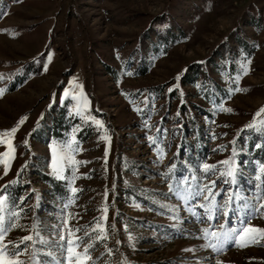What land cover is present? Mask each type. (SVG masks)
I'll list each match as a JSON object with an SVG mask.
<instances>
[{"label":"rangeland","instance_id":"rangeland-1","mask_svg":"<svg viewBox=\"0 0 264 264\" xmlns=\"http://www.w3.org/2000/svg\"><path fill=\"white\" fill-rule=\"evenodd\" d=\"M0 14V189L17 213L4 243L34 224L45 238L24 264H61L62 221L83 229L105 203L92 264H264V238L205 247L217 221L189 202L215 180L223 231L264 229V0H0Z\"/></svg>","mask_w":264,"mask_h":264},{"label":"snow or ice","instance_id":"snow-or-ice-1","mask_svg":"<svg viewBox=\"0 0 264 264\" xmlns=\"http://www.w3.org/2000/svg\"><path fill=\"white\" fill-rule=\"evenodd\" d=\"M48 59H50V57H48ZM242 70L246 74L247 70L246 69H242ZM239 90L240 89L238 88L235 89V91H239ZM228 111H230V109ZM262 112H264V110H262ZM96 124L103 127V125L99 120H96ZM16 131L17 129L13 128L10 133H5L4 135H12ZM157 131L160 132L162 130L158 129ZM149 140L152 141L153 143L156 142L152 137H149ZM0 143H3V141H0ZM257 147H260V145H258ZM64 148L65 145H61L60 151L63 152ZM12 151L14 152V149H12ZM5 155H8V153L6 152ZM63 159H70V157L64 156L62 157V160ZM222 163H224L225 165H231V161L228 160L223 161ZM72 164L75 165L76 162L72 161ZM173 168H175V165H172L169 168L170 173L172 172ZM203 169L205 175L207 176L210 170V166L208 164H204ZM260 170L261 172H264V164L261 165ZM7 171H8V166L6 165L5 175L7 174ZM66 171H68V175L72 176V180H68L67 175H61L60 169L58 168L53 169L52 174L56 178L65 180L68 184L71 185L74 183L76 179L75 173L74 171H70L67 169ZM233 174L234 173L232 172L230 167L228 171V175L232 176ZM221 175H223V173H221ZM256 178L258 180L261 179L260 176H257ZM184 179H185L184 177H180L177 181V185L175 188L172 185H169V191L178 193L181 186L180 181ZM215 189H216V181L210 180L209 183L204 186V188H200L199 186H197L196 191L189 193V202L196 200L197 198H201L205 201H209L208 205L201 204L196 206L204 209V211L208 213V215L205 217L207 220L217 221L216 227L218 230L213 231L210 230L209 228L203 229L201 238L208 241L205 247L218 252V251H222V246L228 242H231L232 244H237V242L239 241L242 242L240 243V246L243 247V246H247L248 243L256 242L259 239L264 238V229L252 227L250 225V220L244 221V226L240 229H229L228 231H223L225 225L219 223L220 216H214L211 214L212 209L216 208V202L214 197L220 195V193L218 191H215ZM71 192L73 193L72 199H75L76 198L75 193L77 192V189L75 187H72ZM232 199L233 197L229 196V201H231ZM105 200L107 201V193L105 194ZM6 201H7V193L3 189H0V264H24V262L20 260V257L22 255H25L27 249L30 247V244L28 242H31L32 244H37V243L44 244L45 238L42 235V230L39 229V227L36 224H34L33 231L35 235H28L22 237L19 243L11 242V244H5L4 240L6 238V235L14 227H16V219H17V213H12L10 210L8 212L7 217L4 215V207ZM227 203L228 202H225V205L223 207H226ZM12 206L14 207V205ZM260 208H264V204H261ZM102 211L104 213V216L102 218H97L94 224L88 225L83 229L71 227V223H70L71 214H69V219H64L62 221L61 225L57 228L55 232V240H54V242L58 241L57 247L62 249L64 253L61 259V264H92L93 261L92 250L96 246L95 241L107 239V234H108L107 213L109 209L107 207V203H105V206L103 207ZM221 215L226 216L228 215V213L222 212ZM193 216H195V213H193ZM203 219L204 218H202L201 222H203ZM113 227L115 226L113 225ZM89 228H92V230L95 232L94 238L92 232L88 230ZM81 231H83V236L78 235ZM74 235L75 238H73ZM185 251H192V250L186 249ZM217 264H222V262L217 261Z\"/></svg>","mask_w":264,"mask_h":264},{"label":"trees","instance_id":"trees-1","mask_svg":"<svg viewBox=\"0 0 264 264\" xmlns=\"http://www.w3.org/2000/svg\"><path fill=\"white\" fill-rule=\"evenodd\" d=\"M29 67H27L26 71L29 72L30 69L32 68V65H28ZM39 68V67H38ZM36 69L34 71L35 74H38L39 70L40 69ZM25 83V79H21L19 81H14L13 83H11L9 85V88H8V92H13V90L15 91L18 87H20L21 85H23Z\"/></svg>","mask_w":264,"mask_h":264}]
</instances>
